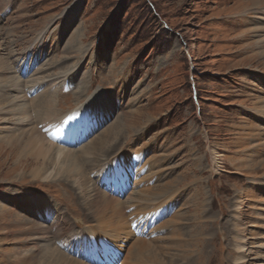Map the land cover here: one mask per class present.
<instances>
[{
	"label": "rangeland",
	"instance_id": "1",
	"mask_svg": "<svg viewBox=\"0 0 264 264\" xmlns=\"http://www.w3.org/2000/svg\"><path fill=\"white\" fill-rule=\"evenodd\" d=\"M244 1L247 0H0V97L4 79L10 80L15 75L27 82L40 78L42 84L35 93H28L27 114L32 111L30 118L38 119L42 99L53 91L54 104L60 109L56 118L63 122L62 132L77 127L81 130L79 135L85 133L81 142L70 146L75 151L89 145V141L96 142L113 121L118 118L121 121L124 112L136 109L133 123L140 122L137 130L115 149L122 156L123 165L119 169L108 168L101 178L113 173L126 176L116 179L119 185L114 193L121 199L132 191L156 189L158 184L179 187L185 183L183 190L161 204L158 213H151L150 216L157 215V220L138 235L145 243L164 245V258L171 264H185V260L175 256L183 249L177 243L197 231L191 232L196 221L192 193L199 185L197 174L204 181L205 202L211 193V222L201 218L210 226L202 236L211 235V264L234 263L229 238L234 218L241 223L249 220L245 224L249 244L258 240L250 235L256 210L247 198L244 197L242 205L235 198L236 193L243 194L249 188L247 173L236 172L230 161L222 163L224 170L210 169L213 150L232 153L233 161L238 163L253 154L262 160L256 167L264 163V38L261 32L250 30L263 27L264 20L260 17L264 12L246 10L248 5ZM25 64L36 73L33 78L26 76ZM12 92L15 90L9 95ZM15 122L10 113L0 111V148L9 145L16 148L8 164L0 159V204L10 207V213L0 219V232L10 229L6 236H0V264H18L20 259L12 260L7 252L20 257L27 253L29 258L42 255L43 237L56 239L48 227L54 221L52 216L58 214L63 224L68 222L69 225H64L65 233H79L84 221L90 220L82 204L85 193L72 188L65 178L60 177V182L32 179L31 170L41 160L36 161L28 153L38 142L32 140L31 147L11 138L12 133L22 129ZM46 135L48 140V130ZM24 140L27 137L21 141ZM22 148L26 149L24 156L20 153ZM194 156L199 162L193 160ZM152 157L155 164L150 163ZM77 159L81 164V157ZM127 163L142 166L143 174L136 182L125 173ZM129 171L135 174L137 170L131 167ZM152 172L157 177L153 180L148 175ZM257 174L264 177V170H258ZM21 175L23 180L15 182ZM127 177L132 185H127ZM28 192L36 198L49 199L56 205V211L47 218L30 216L26 208H36L20 199ZM256 193L264 200V190L256 187ZM162 194L163 191L157 199ZM44 206L39 205L40 209ZM236 209L240 213L235 217ZM17 212L38 224L39 229L28 232L27 226L11 221V217L14 220L11 213ZM118 234L124 235L121 231ZM16 239L20 242L16 243ZM134 240L132 235L119 242V248L114 245L105 249L86 242L77 244L76 249L96 250L108 258L111 255L120 264L125 254L137 251ZM141 251L140 260L144 263L145 249ZM89 256L90 252L83 259L88 260ZM161 262L165 263L157 253L154 264Z\"/></svg>",
	"mask_w": 264,
	"mask_h": 264
},
{
	"label": "bare ground",
	"instance_id": "2",
	"mask_svg": "<svg viewBox=\"0 0 264 264\" xmlns=\"http://www.w3.org/2000/svg\"><path fill=\"white\" fill-rule=\"evenodd\" d=\"M245 2V5H248L245 8L246 10H252L253 13H258L261 9H263L264 12V0H247L244 1V3ZM250 6H252V8H249ZM260 18L264 20V13ZM250 30L251 32H261V37L264 38V25L263 27L256 26L255 29L251 28ZM2 63H4V61ZM32 70L33 69L29 67V64H25V73L27 77L31 76L33 78V75L36 74L34 73V70L33 73H31ZM15 76L11 77L10 80H3V82L5 83H3L2 85V93L0 97V105H2L0 106V111L10 113L14 117V120L17 121L14 124L22 126V129L19 133L14 132L10 137L16 139L15 141H18L17 143L22 142V144L29 145L31 147L33 143H31L32 140H36L38 142L37 145L33 144L34 150H31L30 152L28 151L29 153L27 152L36 161L41 160L39 165L37 164V166L33 167L31 170L32 179H40L44 182H60V177L65 178V181H68L72 188L78 190L81 193H85L82 204L88 211V218L90 220L84 221V228L79 233H65L67 231L65 230L64 225H69L68 222L63 224L64 222L61 221V216H57L58 214L56 216H52L55 217L54 221H51L52 225L48 227L55 233V241H51L49 239L46 240L43 237L41 241L44 242V244H42L43 251L42 255L40 254L39 257L30 256L29 258L27 253L23 254L22 257H20L17 253H9L6 251L8 254H11L12 260H17V258H19L20 260L18 261V264H24L26 262L28 263L29 261L32 263L35 261L38 262V264H108L107 262H105V260L109 258L105 254L100 253L96 250L84 252L80 251L76 249L77 244H84L87 242L89 244H98L105 249H107L108 246H112L114 248V245L119 248V242L123 243V240H127L128 238H131L132 235H134V239H136L134 240V243L135 247H137V251L134 252L129 249L131 251H129L128 254H125L126 256L123 258L120 264H154L155 260H157V253H160L165 261V263L161 262V264H171L172 261L164 258L165 251L163 249H166L164 248V245L159 244L160 246L157 245L156 247L151 245L150 243H145L143 239L138 235L149 229V226L152 222V220H149V217H152L150 216L151 213H153L154 211L158 213L159 209L162 208L161 204H165L167 201L171 200L175 195H177L181 190H183L185 183H181V185L179 186L180 188L177 186L160 187V185L158 184V188L156 189H148L149 191H140L139 189L127 194L125 199H121L114 193L117 189V186L119 185V182L116 179L126 176H119L118 174L113 173L108 178H104V176L101 178V176L107 172L108 168L115 167L116 169H119L120 164L123 165L124 160L122 156L118 155L119 152L115 151L117 150L118 144L123 139H126V136L137 130L136 126L139 125L140 122L133 123V118L138 111H136V109H129V111L124 112L123 119L120 121L118 118L116 121H113V123L109 125V128L103 134L96 138V142L95 140L91 142L89 141L87 143H90L89 145L78 149L79 151H75V149H73V147L71 148L70 146L81 142L82 136H84L85 133L83 132L82 135H79V131L81 130L77 127H69L64 131V133L62 132L63 122L60 123L61 119L56 118L60 113V109L56 107L57 104H54V92L52 91L48 96H45L46 98L44 100L42 99V108L39 112H37L39 118L37 117L38 119H35V117V121H33L30 118V114L32 111H29V115L27 114L28 106L26 105V102L28 101L26 100H30L29 98L27 99L29 95L28 93L32 91L35 93V91L39 87V84L42 83H40L39 81L40 78L35 77L36 79L34 78V81H29L28 79L29 82H27L25 80L22 81L21 78ZM11 90H15V92H12L14 93L13 95H9ZM33 103L34 102H32V104ZM37 113H35V115ZM31 120L34 125L31 123ZM25 126L29 127L26 128ZM249 128L254 131L253 126ZM47 130L49 137L48 140L45 139L46 137H44L47 136ZM25 137H27V141H21ZM110 139H112V141L114 140V143L109 142ZM49 140L51 143L49 142ZM8 141L5 144L8 145ZM53 142H55V145L52 144ZM19 144L21 145V143ZM44 145H47L48 147H44ZM252 148H255V146ZM15 149L16 148L14 146L12 147L10 145L3 150H1L0 148V159L4 160L3 164L9 163V160L12 159V156L15 154ZM24 152H26V149L22 148L20 150V153L23 154ZM5 153L6 156L3 157ZM115 154H117V156L112 161V156ZM231 154L232 153L230 152H228L227 154L218 153L217 151L213 150V162L210 165V169L212 168L213 170H215V172H219L220 170H224V165H222V163H226L225 161H230L232 168H234L236 172L243 174L245 172L247 173L246 175L249 177V188L243 194L236 193L235 198L236 203L241 205L243 204L242 202L244 197L247 198V200L250 201L249 204L251 205V207L256 210L255 214L252 215L254 221L251 225H253L254 229H251L252 231H250V235H252L253 237H258V240L256 242L249 244L246 237L247 227L245 225L247 224V222H249V220L241 223L234 218L236 222L233 223L231 232L229 233V238L231 240V249H233L235 255L233 264H264V250L261 251L262 248H264V200L259 198L256 193V187H258V190L260 191L264 190V182L260 181L264 179V177L257 176L258 170H264V163L261 165V167H256V163L262 160H258V157L254 154L249 155L247 158L245 157L244 159H241L240 163H238L236 161H233V156ZM77 157H81V164L79 162L80 158L77 159ZM154 159L155 158L150 160L151 164H155ZM193 160L199 162L200 159L194 156ZM82 165H84V167ZM131 167L136 168L137 171L135 172V174H129V169ZM87 169H89L88 172ZM142 170L143 169L141 164L132 165L131 163H127L125 166V173H128L126 175L133 177L135 179V182L136 179L143 174ZM148 175H151V180L157 178L155 172H152ZM197 176L196 178L199 182V185L196 189L193 190L192 193L193 214L196 218V221L194 222L195 227H193L191 232L193 233L196 230L197 231L194 234L188 233L187 240H183L177 243L178 248L184 249L187 247L188 249L186 251H183V249H181L180 253L177 250L178 253L175 256L178 260H185V264H211V259H209V255H211V235L209 237L205 236L206 238L202 236L203 233L209 230L210 226L207 225V221L201 219L206 217L208 218L207 220H210L211 222V214H209L211 211V193L209 197L210 199L208 200V202H205L204 198L207 194L205 193V186L203 185L204 181H202L200 175L197 174ZM113 178H115L114 191L111 190L110 183H108ZM102 179H107L108 182L104 184ZM21 180H23L22 175L15 182L18 183ZM128 180L129 182H127V185H132L131 179L128 178ZM207 183H209V181ZM105 189H108L109 192H107V190ZM162 191V196L157 199V195H159ZM134 192L138 193L136 195H133L132 193ZM20 199L27 201V203L36 208L34 210L26 208V212L30 214V216L32 214L33 216L39 218H47L52 215V212L56 211V205L52 204L49 199L44 197L36 198L33 193L28 192L26 194H22L20 196ZM6 201L7 200H5V202ZM40 204H45V206L40 209ZM127 210L129 211L127 212ZM221 210L224 209L222 208ZM9 213L10 207L7 204L1 203L0 219H2L4 215ZM239 213V210L236 209V211L234 212V216L236 217ZM11 215L14 217V220L11 219ZM11 215L10 220L14 221V223L19 226H27L26 231L29 232L32 229H39L38 224L33 223L30 220L27 221L26 219L18 215V212L11 213ZM1 224L2 223H0V225ZM7 225L11 224L8 223ZM76 226L77 224H74V227ZM120 231L123 232V236L118 234V232ZM9 232L10 229L3 230L0 232V236H4V234L6 236ZM44 233L45 232L42 229V235ZM18 242H20V240L16 239V243ZM170 246L173 248L172 245ZM113 248L110 249L121 253V251L115 250ZM142 248L145 249L144 253H146V260L144 263H142V261L140 260V257L142 255ZM133 249L135 250V248ZM24 250L25 249H22V251ZM88 252H90L88 260L83 259L84 257H86ZM23 256H27V258H24ZM132 258L135 259L132 260Z\"/></svg>",
	"mask_w": 264,
	"mask_h": 264
}]
</instances>
